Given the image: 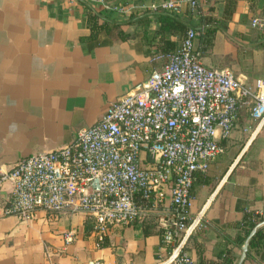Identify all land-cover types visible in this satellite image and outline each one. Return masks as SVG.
Listing matches in <instances>:
<instances>
[{
	"label": "crops",
	"instance_id": "1",
	"mask_svg": "<svg viewBox=\"0 0 264 264\" xmlns=\"http://www.w3.org/2000/svg\"><path fill=\"white\" fill-rule=\"evenodd\" d=\"M109 5H146L182 0H104ZM228 0H202L194 9L181 4L178 12L134 11L120 15L100 3L84 0H0V172L20 160L56 151L73 142L78 132L98 122L107 106L142 84L162 66L155 58L162 42L178 33H160L161 13H170L199 33L196 50L207 68H228L242 85L255 91L264 80V39L250 20L264 13V0L251 10L248 0H236L228 19ZM100 22L120 25L116 34L90 39L87 14ZM214 16L213 44H200L203 19ZM162 45V44H161ZM175 49V50H176ZM228 152L196 174L191 190V223L183 252L198 263L217 261L228 250L237 262L243 245L237 225L247 213L264 216V124L242 105ZM237 149L234 151V149ZM11 184L0 187V264H161L168 256L159 234L143 235L141 222L110 229L97 245L83 214L37 211L29 222L3 216ZM169 188L150 212L165 227L171 218ZM158 229V227H157ZM73 230L75 241L63 246L61 234ZM103 243V242H102ZM243 264H264V251L247 253Z\"/></svg>",
	"mask_w": 264,
	"mask_h": 264
},
{
	"label": "built area",
	"instance_id": "2",
	"mask_svg": "<svg viewBox=\"0 0 264 264\" xmlns=\"http://www.w3.org/2000/svg\"><path fill=\"white\" fill-rule=\"evenodd\" d=\"M84 1L126 16L136 10L178 12L182 3L194 9L202 0L149 6ZM250 25L264 32V14ZM198 36L189 29L178 49L157 56L162 66L109 104L102 118L80 130L73 142L0 172V187L11 184L3 216L29 222L37 211L83 214L100 245L111 228L143 220L168 187L172 216L162 244L177 243L161 264H199L182 250L196 221L189 223L195 175L224 153L220 143L231 137L242 105L250 104L251 119L264 124V80H257L253 91L232 70L205 67L196 50ZM137 198L151 202L138 204ZM60 236L64 247L76 239L73 230Z\"/></svg>",
	"mask_w": 264,
	"mask_h": 264
},
{
	"label": "trees",
	"instance_id": "3",
	"mask_svg": "<svg viewBox=\"0 0 264 264\" xmlns=\"http://www.w3.org/2000/svg\"><path fill=\"white\" fill-rule=\"evenodd\" d=\"M251 4V10L252 7H254V4L259 0H248ZM236 0H228L225 3V8L223 10V18L228 19L230 15L232 14L234 7H235ZM159 23H160V33L161 35L166 32L170 33H178L181 40L189 30V27L184 24L183 22L178 21V19L173 16L170 13H161L159 17ZM203 24H205V30L203 34L200 35V44L202 46L209 47L213 44L215 33L218 31L219 28L215 24H220V22L214 17V16H207L203 19ZM87 27L89 29V38L93 39L95 38L99 33L106 32L107 34H116L123 37L122 34L118 31L120 29V25L103 21L100 22V18L97 14L90 11L87 14ZM258 38L264 39V32L258 31ZM162 44V45H161ZM158 46V52H160L163 55L170 54L175 51V44L173 41H166L162 42ZM261 47H264V45H261ZM220 145L224 149V154L228 152L227 148V141H223L220 143ZM203 174V173H198ZM196 176V175H195ZM136 202L138 204H150L151 201H145L141 200L140 198L136 199ZM172 209V208H171ZM264 221V216H259L252 213H247L243 216L242 221L237 225V228L241 230V234L237 236L238 242L242 244L249 233L253 230V228ZM142 225L143 235L148 236L151 234H159L161 237V241L163 240V234L165 232L164 227H159V222L154 219L151 214H148L143 220L140 221ZM189 223L187 222L186 225ZM158 227V229H157ZM177 242H174L173 244L167 246V252L169 253L173 246L176 245ZM107 242L103 241V243L100 244V246H106ZM262 251H264V227L260 228L252 237L249 245V252H254L255 254H259ZM235 258H233L230 255V252L228 250H225L222 252L221 256L218 258L217 261L212 262H205L200 261L199 264H235Z\"/></svg>",
	"mask_w": 264,
	"mask_h": 264
},
{
	"label": "water",
	"instance_id": "4",
	"mask_svg": "<svg viewBox=\"0 0 264 264\" xmlns=\"http://www.w3.org/2000/svg\"><path fill=\"white\" fill-rule=\"evenodd\" d=\"M262 227H264V221H262L261 223L256 225L253 228V230L249 233V235L247 236V238L243 242V245L241 247L240 257L238 258V260H237V262L235 264H243L245 262L246 256H247V253H248V250H249L250 241H251L252 237L254 236V234Z\"/></svg>",
	"mask_w": 264,
	"mask_h": 264
},
{
	"label": "rangeland",
	"instance_id": "5",
	"mask_svg": "<svg viewBox=\"0 0 264 264\" xmlns=\"http://www.w3.org/2000/svg\"><path fill=\"white\" fill-rule=\"evenodd\" d=\"M261 14H264V13H261ZM261 14H258V15H261ZM237 149V147L234 149V151Z\"/></svg>",
	"mask_w": 264,
	"mask_h": 264
}]
</instances>
